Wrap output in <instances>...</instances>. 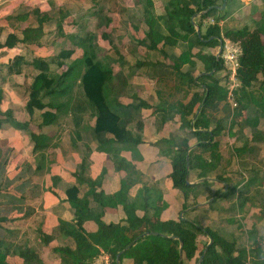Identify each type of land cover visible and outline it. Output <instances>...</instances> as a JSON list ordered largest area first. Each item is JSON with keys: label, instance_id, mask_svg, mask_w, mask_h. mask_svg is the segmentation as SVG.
Segmentation results:
<instances>
[{"label": "crops", "instance_id": "crops-1", "mask_svg": "<svg viewBox=\"0 0 264 264\" xmlns=\"http://www.w3.org/2000/svg\"><path fill=\"white\" fill-rule=\"evenodd\" d=\"M190 1L0 0V42L3 44L0 47V81L3 85L0 87L4 93L0 107L3 112L12 110L17 121L29 120L25 110L26 88L29 86V80L39 72V69L33 65L34 61L49 62V71L55 74L62 72V69L58 67L61 61L68 65L77 64L78 70L72 73L73 90L71 92L73 96L77 95L81 98L80 80L84 70L82 64L84 49L81 46L93 43L99 48L98 59L105 60L110 65L109 68L113 70V94L109 93L111 96H116L114 102L117 104L114 108L121 116L122 125L133 133L134 138L141 136V142L133 150L132 147H124L121 141L116 142L110 133L96 134L95 116L89 107L81 110L78 115L71 107L67 113H60L54 123L38 126V132L50 137L51 143L47 149V155L53 154L56 157L68 154L56 163V167L60 168L52 173L50 181L48 180L49 183L44 187H40L39 183H32L26 174L24 176L27 177L23 178V181L13 184L14 187L23 184L24 191L28 192L23 202L27 203L29 200L36 205L34 219L31 222H34L31 230L35 238L24 236L22 242L36 247L45 264H61L58 254L53 251L54 247L61 245L74 247V242L70 238H64L58 233V226L60 219L66 221L75 219L74 209L67 199V188L77 185L81 196L90 190L89 185L86 182L80 183L77 176L99 180L100 184L96 185L95 190L104 191L107 195H113L121 189L128 172L114 161L115 155L131 163L140 175V180L129 189L128 194L131 199L136 198L144 186L157 188L162 192L166 206L163 207L162 201H158L153 217H158L162 221L185 218L209 226L221 233L225 232L221 227L210 223L216 220L215 213L222 209L220 205L216 209L209 207L210 199L213 197L207 199L209 196L207 193L201 194L197 197V204L184 209V204L191 205L194 198L190 196L185 201L182 190L175 186L171 178L173 171L171 159L176 149L175 146L183 148L182 140L188 138L190 134L187 125L196 118L202 108L200 105L195 113L196 116L192 118L191 115L184 116L179 112L180 104H187L195 92L203 95L201 88L191 85V78L197 81L199 76L206 73L200 55L215 54L217 56L219 47L196 46L190 52V56L189 52L187 55L194 62L192 65L189 60L184 62L180 60L185 49L189 50L187 40L181 39L176 45L164 44L161 41L154 49H151L147 38V33L153 27L163 35L169 34L171 29L169 26L172 23L168 19L169 12L175 14L176 6L182 7L185 3L194 8V3ZM216 2L218 11L215 15L219 17V24L224 27V32L226 29L232 30L243 26L257 29L261 23L264 0H226V4H223L224 0H216ZM200 14L202 12L194 14L191 20L196 22ZM208 25L209 23L205 20L202 30L205 31ZM196 28L200 29L198 26ZM27 29L39 32L23 41L24 31ZM177 30L181 29L177 28ZM183 32L181 30L182 34ZM67 49L75 51L68 58H58L59 54ZM112 50H117V53L112 52L110 55ZM16 60L20 63L14 67ZM10 66L13 68L11 69ZM221 70L211 71L209 74L213 73L216 78H221L223 76ZM262 78L261 75L257 77L258 80ZM257 87L258 82L254 83L252 89L255 90ZM6 88H9L7 91L9 93L6 92ZM6 97L9 98L11 105H4ZM82 103L85 101L82 100ZM46 110L56 113L55 109L46 108ZM255 110L256 107L251 106L250 113L245 111L249 120L242 124V118H238L235 114V107L227 98L209 106L207 111L212 121L211 127L218 122H223L225 126H229V122L232 124L230 133L228 132L222 138V152L225 156H228L232 149L224 150V142L230 144L238 142L240 140L238 133L243 132L248 126L252 125L255 131L263 129L260 126L264 118L261 117L258 122L249 118L255 116ZM39 115L40 112H37L36 116L39 117ZM67 117L71 118L70 129H65ZM78 117L79 120L76 123L75 120ZM6 124L10 123L3 124L0 131L5 126L18 128L15 125ZM139 127L141 130H138ZM59 128L60 131L62 129L70 131V136H68L70 145L62 146V150L59 146V143L63 141L59 136ZM252 138L248 137L246 140L249 141ZM30 141L32 142L31 138ZM190 143L195 145V139H191ZM32 149L34 151V143ZM37 171L42 172L33 167L31 175H35ZM54 176H57L58 180L54 181ZM188 181L196 184L201 179L192 173ZM217 183L214 177L210 178L211 192L219 189ZM235 195L240 198L243 192L237 189ZM247 199V197L244 198L246 204ZM223 203H229V201L224 200ZM90 207L93 211H101L100 206L93 200H91ZM238 212L240 213V210ZM239 213L236 215L238 218L241 217ZM137 215L142 217L145 213L143 210H138ZM201 217L202 220H200ZM125 218L126 213L121 204L117 207L107 206L103 209L102 220L106 223H120ZM84 227L88 232L97 230V225L92 220L86 221ZM252 227L254 226L249 228L247 226L245 229L238 227L244 240V243H241L239 235L235 237L240 247L248 246L249 239L246 230H251ZM40 230L44 234L55 236L48 245L43 244L44 237ZM259 234V237L264 240V234L260 231ZM162 236L166 235L162 233ZM199 241L201 244L210 242L205 235H201ZM6 262L23 264V259L18 255H8ZM95 262L111 264L109 255L105 253L96 258ZM132 263L133 260L130 258L123 260V264ZM189 264H195V261ZM247 264L252 263L248 261Z\"/></svg>", "mask_w": 264, "mask_h": 264}, {"label": "trees", "instance_id": "trees-1", "mask_svg": "<svg viewBox=\"0 0 264 264\" xmlns=\"http://www.w3.org/2000/svg\"><path fill=\"white\" fill-rule=\"evenodd\" d=\"M190 2L194 3V8L185 3L182 7L176 6L175 14L169 12L168 19L172 22L169 26L171 28L169 34L163 35L154 27L150 29L147 33L149 47L154 49L161 41L164 44L176 45L181 39L187 40L189 50L185 49L180 60L182 62L189 60L194 65L187 55L189 52L190 56V52L196 46L218 48L223 35L239 40L242 48L238 70L241 86L235 92L238 103L235 114L241 117L242 124H245L249 120L245 111L250 113L251 106H254L256 107L255 116L249 118L258 122L261 117L264 118V13L257 29L243 26L232 30L226 29L224 32V27L219 24V17L215 15L218 11V7H215L216 0H191ZM200 12L202 14L199 15V19L196 22L192 21L193 15ZM209 17H214V23L206 26L203 31V22ZM177 28L183 30V34ZM38 32V30L27 29L24 31L22 40L26 41ZM105 37L108 36L105 35ZM16 39L19 40L17 37ZM1 46L3 44L0 42ZM82 46L84 70L80 80L81 98L77 95L73 96L71 92L73 90L72 73L78 70L77 64L68 65L61 61L58 67L62 69V72L55 74L50 73L49 62L34 61L33 65L39 69V72L29 80V86L26 88L25 110L29 120L17 121L12 110L3 112L0 107L2 117L0 125L4 122L12 123L25 130L31 138L34 143V152L41 158L36 166L38 170L45 168L43 161L51 142L48 135L33 131L31 125L36 124L37 127H41V125L52 124L60 113H67L71 107L76 115L89 107L95 116L96 134L110 133L116 142L121 141L124 147H132L133 150L141 142L140 135L134 138L133 133L122 125L121 116L114 108L117 103L111 100L110 95V93L113 94V70L105 68L102 61L97 58L99 51L97 46L93 43ZM74 51V49L63 50L58 58H68ZM112 52L117 53V50H112L110 55ZM200 58L204 62L206 73L199 76L197 81L191 78V85L201 88L203 95L195 92L187 104H180L179 112L184 116L194 117L200 105L202 108L196 118L187 125L190 134L188 138L182 140L183 148L175 146L171 159L173 166L171 178L175 186L182 190L185 201L190 196L194 198L191 205L184 204V209L198 203L197 197L202 194V190L208 193L207 199L213 197L209 207L216 209L221 199L236 194L240 184L251 183L244 176L239 159L250 155L254 150L255 141L264 139V130H256L252 140L244 142L241 146L236 145L229 151L228 156L223 154L222 138L228 132L230 133L232 124L229 122V126H225L223 122H218L211 127L212 121L207 110L211 104L227 98V80L222 77L216 78L213 73L209 74L211 71L222 69L224 60L220 55L215 56V54L200 55ZM19 63V60H16L14 67H17ZM10 68L12 69L13 66ZM258 75L263 78L258 80ZM256 82L258 87L254 90L252 86ZM3 96L4 93L0 87V106ZM82 100L85 103H82ZM46 108L55 109L56 113ZM37 112H40L39 117L36 116ZM78 120L79 117L76 118V123ZM138 130H141V127ZM191 139H195V145L190 143ZM113 159L120 168L128 172L127 178L123 180L122 187L117 193L107 195L104 191L97 192L95 187L100 184V181L83 176H77V178L80 183L86 182L89 185L90 190L86 194L81 196L77 185L69 186L66 190L67 199L74 209L75 219L74 221L60 219L58 233L64 238H70L74 242V247L61 245L53 248L61 259V264H97L95 260L102 253L109 255L111 264H117L116 258L119 253L120 264H123L126 258L132 259V264H189L192 261H195V264H247L248 261L252 264H264V240L259 237L256 226L246 230L248 246L240 247L235 237L227 235V232L221 233L194 220L180 218L162 221L158 217H153L158 201H162L163 207L166 206L162 192L157 188L144 186L138 196L131 199L128 194L129 189L140 180V175L124 158L115 155ZM192 173L201 179L199 183H187ZM0 175L3 177L2 174ZM211 177L222 183L223 187L209 194ZM4 179L7 180L5 175ZM56 180L58 178L54 176V181ZM14 190L20 193L18 195L12 193L16 201L22 202L27 197L28 192L24 191L23 184L15 186ZM91 200L100 206L101 211L96 212L91 209ZM120 204L126 213L125 220L120 223L104 222L103 209L107 206L117 207ZM138 210H143L145 215L138 216ZM1 220L6 219L0 216ZM89 220L96 223L95 232H88L85 229L84 223ZM238 227L242 228L240 224ZM40 233L44 237V245H48L55 237L44 234L41 230ZM162 233L166 236H162ZM201 235L207 236L209 241L212 240L211 243L201 244L199 241ZM8 255L20 256L23 264H45L36 247L24 244L22 241L13 242L5 237L0 238V264H4ZM201 255L204 256L200 261Z\"/></svg>", "mask_w": 264, "mask_h": 264}, {"label": "rangeland", "instance_id": "rangeland-1", "mask_svg": "<svg viewBox=\"0 0 264 264\" xmlns=\"http://www.w3.org/2000/svg\"><path fill=\"white\" fill-rule=\"evenodd\" d=\"M206 21L209 24L214 23L213 17L207 18ZM81 47L83 48V46ZM97 58H99L98 55ZM101 61L105 68L110 67L105 60ZM2 85L3 83L0 81V86ZM6 87L8 86L6 85ZM8 90L9 88H6V92ZM115 99L116 96L112 95L111 100ZM4 105H11L9 98L6 97ZM237 105L238 103L235 107H237ZM66 119L67 123L65 129H70L71 125L69 124H72L71 118L67 117ZM5 123L9 122L2 123L0 128H2ZM6 125L14 126L12 123ZM262 127L263 129L261 130L263 131L264 121L260 128ZM31 129L38 132V127L35 124L31 125ZM252 130L253 132L255 131L254 127L251 125L246 127L243 132H239L238 135L240 140H238V142H233L232 144L224 142V150H230L236 145L241 146L243 141L248 137H253L255 133H253ZM58 132L59 136L62 137L61 140H63L62 143H59L60 149L62 150V146L70 145L68 143L70 131L64 129L60 131L59 128ZM247 141L248 140H246V142ZM32 146L33 143L30 141L29 135L23 129L5 126L3 130L0 131V174L3 175V177L0 175V216L6 219L0 221V238L5 237L20 241L23 240L24 236L35 238L32 236L33 231L31 230L34 222H31L34 219L36 205H34L33 201L29 200L27 203L16 201L12 193L15 195V193L19 194V192H15L14 189L12 190V187H14L13 184H18V182L23 181L29 176V180L32 183H39L40 187H44L49 183L48 180L50 181L52 173L59 170L60 167H56V163L61 161L63 157L68 156V154L58 155L56 157L53 154L47 155L43 161V166L45 168L42 169V172L37 171L35 172L36 174L32 176L31 171L33 167H36L41 160L40 156L33 151ZM239 163L241 170L244 171V176L251 183L246 185L247 183L244 182L239 186V192H243V196H240V198L234 195L233 197L230 196L229 198L221 199L218 205L223 209L215 213L216 220L210 221V223H212L213 226L221 227L227 232V235L231 237H236L238 234L240 242L244 243L242 233L238 230L239 224L244 229L247 226L248 228L250 226H256L259 231L264 234V139L255 141L254 150L248 157L240 158ZM25 174L27 176H24ZM4 175L7 180L4 179ZM10 183L12 184L11 186ZM217 186L218 188L223 187L222 183L219 182ZM205 193L206 191L202 190V194ZM209 194H211V191ZM245 197L248 198L247 204L246 201H244ZM10 199L12 201H10ZM224 200H226V202L229 201V203H223ZM238 210H240V213ZM238 213L241 215L239 218L236 216ZM229 219H232V221H229ZM200 220H202V217ZM4 264L9 263L5 260Z\"/></svg>", "mask_w": 264, "mask_h": 264}, {"label": "built area", "instance_id": "built-area-1", "mask_svg": "<svg viewBox=\"0 0 264 264\" xmlns=\"http://www.w3.org/2000/svg\"><path fill=\"white\" fill-rule=\"evenodd\" d=\"M214 20V19H213ZM242 53L241 43L239 40H233L226 36H222V51L221 58H223V76L226 79V87L228 90L227 99L233 107L236 106L235 92L241 85L239 78L240 55Z\"/></svg>", "mask_w": 264, "mask_h": 264}, {"label": "water", "instance_id": "water-1", "mask_svg": "<svg viewBox=\"0 0 264 264\" xmlns=\"http://www.w3.org/2000/svg\"><path fill=\"white\" fill-rule=\"evenodd\" d=\"M225 1H226V0H224V3H223V4H226ZM215 7H217V6H215ZM221 51H222V40H220L219 52H218L217 56H219V55L221 54ZM187 183H190V182L187 180ZM212 199H213V198H211L210 200H212ZM152 233L156 234V232H152ZM211 241H212V240H211ZM211 241H210L209 243H211ZM182 245H183V243L181 242V249H182ZM203 256H204V255H201V256H200V261L202 260ZM119 257H120V253L117 255V258H116V260H117V264H120V263H119ZM200 261H199V262H200Z\"/></svg>", "mask_w": 264, "mask_h": 264}]
</instances>
